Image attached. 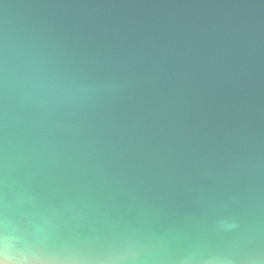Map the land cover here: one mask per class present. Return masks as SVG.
<instances>
[{
  "label": "water",
  "instance_id": "obj_1",
  "mask_svg": "<svg viewBox=\"0 0 264 264\" xmlns=\"http://www.w3.org/2000/svg\"><path fill=\"white\" fill-rule=\"evenodd\" d=\"M0 262L264 264V0H0Z\"/></svg>",
  "mask_w": 264,
  "mask_h": 264
},
{
  "label": "clouds",
  "instance_id": "obj_2",
  "mask_svg": "<svg viewBox=\"0 0 264 264\" xmlns=\"http://www.w3.org/2000/svg\"><path fill=\"white\" fill-rule=\"evenodd\" d=\"M0 264H3V262H0Z\"/></svg>",
  "mask_w": 264,
  "mask_h": 264
}]
</instances>
